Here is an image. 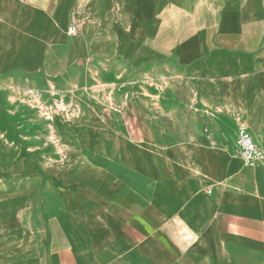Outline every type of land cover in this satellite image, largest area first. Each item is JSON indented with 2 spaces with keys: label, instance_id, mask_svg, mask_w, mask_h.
Here are the masks:
<instances>
[{
  "label": "crops",
  "instance_id": "crops-1",
  "mask_svg": "<svg viewBox=\"0 0 264 264\" xmlns=\"http://www.w3.org/2000/svg\"><path fill=\"white\" fill-rule=\"evenodd\" d=\"M0 264H264V0H0Z\"/></svg>",
  "mask_w": 264,
  "mask_h": 264
},
{
  "label": "built area",
  "instance_id": "built-area-1",
  "mask_svg": "<svg viewBox=\"0 0 264 264\" xmlns=\"http://www.w3.org/2000/svg\"><path fill=\"white\" fill-rule=\"evenodd\" d=\"M73 33V28L69 30ZM239 155L248 166H253V163L262 158L261 149L254 143V141L244 133L243 129L240 128V133L236 141Z\"/></svg>",
  "mask_w": 264,
  "mask_h": 264
}]
</instances>
